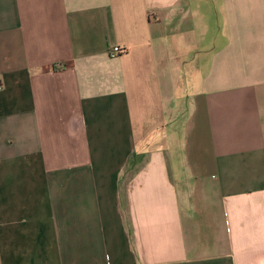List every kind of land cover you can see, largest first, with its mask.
<instances>
[{
    "label": "crops",
    "instance_id": "1",
    "mask_svg": "<svg viewBox=\"0 0 264 264\" xmlns=\"http://www.w3.org/2000/svg\"><path fill=\"white\" fill-rule=\"evenodd\" d=\"M0 264H264V0H0Z\"/></svg>",
    "mask_w": 264,
    "mask_h": 264
},
{
    "label": "built area",
    "instance_id": "2",
    "mask_svg": "<svg viewBox=\"0 0 264 264\" xmlns=\"http://www.w3.org/2000/svg\"><path fill=\"white\" fill-rule=\"evenodd\" d=\"M123 52H124L123 48H121L119 45H115L110 49L109 56L110 57H117V56L121 55ZM59 66H61V65H59Z\"/></svg>",
    "mask_w": 264,
    "mask_h": 264
}]
</instances>
